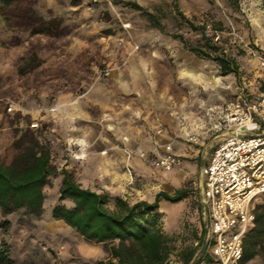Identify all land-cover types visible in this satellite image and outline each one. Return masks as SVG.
<instances>
[{
  "label": "rangeland",
  "instance_id": "rangeland-1",
  "mask_svg": "<svg viewBox=\"0 0 264 264\" xmlns=\"http://www.w3.org/2000/svg\"><path fill=\"white\" fill-rule=\"evenodd\" d=\"M24 1L57 28L52 35L32 34L8 27L0 14V138L13 136V129L19 134L31 129L48 143L53 166L70 171L81 186L96 188L98 179L83 165L95 151L115 145L122 152L125 146L149 152L153 140L180 141L184 153L179 166L155 169L142 158L145 164H135L138 175L132 169L130 183L141 192L158 188V182L169 194L187 190L180 205L159 209L161 227L176 248L169 264H180L177 252L197 244L203 226L198 184L200 162L211 150L206 108L252 98L264 84V0H131L153 13L164 32L140 11L111 0ZM174 5L186 20L205 27L204 36L212 38L217 53L237 62V76L221 74L215 61L196 56L173 37L182 35L189 45L212 53L201 30L188 27ZM31 52L40 65L18 74L20 59ZM192 134L196 141L189 139ZM60 181L61 175L50 176L43 187L40 216L23 210L7 216L12 264H109L102 244L84 241L51 217ZM136 197L128 200H146V195Z\"/></svg>",
  "mask_w": 264,
  "mask_h": 264
},
{
  "label": "trees",
  "instance_id": "trees-1",
  "mask_svg": "<svg viewBox=\"0 0 264 264\" xmlns=\"http://www.w3.org/2000/svg\"><path fill=\"white\" fill-rule=\"evenodd\" d=\"M114 5H125L140 11L150 25L164 32V28L153 13L148 12L135 1L111 0ZM20 4H24L21 8ZM179 17L191 29L202 32V41L212 49V53L189 45L182 35H175L185 48L196 56L212 59L221 74L238 75L237 62L224 54L217 53L218 47L212 38L205 37V27L196 26L186 20L178 11ZM0 14L6 25L29 31L32 34L52 35L56 24L43 19L24 0H0ZM215 25V28H214ZM219 23H213V30ZM37 54L31 52L22 57L17 66L18 74L34 71L40 65ZM1 124V122H0ZM264 128V123L261 124ZM13 129V136L0 138V264H12L11 247L6 238L10 229L8 215L23 210L40 216L43 212L44 192L50 176L61 175L57 203L51 208L54 220H61L75 230L86 242L102 244L108 251L109 264H169L170 256L176 251L173 238L168 236L160 224L159 201L177 203L187 197L185 188L174 190L173 194L159 191L152 202L137 200L130 202L121 196H111L106 191H93L81 186L72 173L64 168L58 170L51 163L50 147L43 143L31 129ZM72 205L66 206L63 201ZM206 228L202 226L197 244L186 246L177 252L180 264L209 263L213 259L206 252L204 241ZM257 259L264 264V203L254 207L253 227L243 241V254L240 264ZM97 264H104L102 260Z\"/></svg>",
  "mask_w": 264,
  "mask_h": 264
},
{
  "label": "built area",
  "instance_id": "built-area-1",
  "mask_svg": "<svg viewBox=\"0 0 264 264\" xmlns=\"http://www.w3.org/2000/svg\"><path fill=\"white\" fill-rule=\"evenodd\" d=\"M264 69V58H260ZM12 107H8V111ZM206 132L221 135L207 162L199 169V202L206 225V252L214 264H240L243 241L253 227L254 207L264 195V84L252 98L238 97L217 108H206ZM157 133H162L159 128ZM196 141V134L189 136ZM127 138H124L126 141ZM128 182L134 181V153L160 170L178 166L182 157L171 142L153 140L149 152L124 147Z\"/></svg>",
  "mask_w": 264,
  "mask_h": 264
},
{
  "label": "crops",
  "instance_id": "crops-1",
  "mask_svg": "<svg viewBox=\"0 0 264 264\" xmlns=\"http://www.w3.org/2000/svg\"><path fill=\"white\" fill-rule=\"evenodd\" d=\"M207 134H209V137H210L207 145L209 147H211V150H210L209 156L206 158V161L204 163L200 162V167L202 165H204L207 162L208 158L210 157V155H211V153L215 147L214 143H217V142L219 143V141L222 138L221 135L216 134L215 132H209ZM165 135H167L166 132H165ZM165 142H171L172 146H173L174 153L183 157V153H184L183 145L180 141L174 140V142H173V141L169 140V141H165ZM148 147H149V149L151 148V143L148 144ZM101 151H102V153L97 154V155H95V153H96V151H95L91 156H88L89 157L88 162L83 163L85 171L89 172L90 175L92 177H94L95 179H98L97 183H99L100 187L99 188H96L94 186H84V187L89 188L93 191H97V192L106 191L112 195L121 196L127 200L130 199L132 196L136 197L137 195L142 194V195H146V200L149 202L153 201L155 195L159 191H165L166 192L165 186H162V185H165L164 182L156 183L158 185V188H154V190H151V189L148 190L147 189L146 192H141V190H138L137 188H135L134 186H132V184H130L128 182V175L123 169L125 163L127 162L125 153L122 152L120 149H117L115 147V145H110L108 147H105ZM205 153H207V152H205ZM144 160H147V159H144ZM130 164L132 166L134 175L137 176L138 175L137 170H134L135 164H138L141 166L142 164L144 165L145 163H144L142 158H139L138 156L133 155L131 160H130ZM200 167H199V169H200ZM78 182L81 183V181H78ZM201 188H202V186H201V180H200V176H199L198 198H199ZM262 196H264V195H262ZM180 203H182V201H179V202L174 203V204L180 205ZM166 204H168V202H166L164 200H160L158 203L159 209H163V207L166 206ZM199 214H201L200 202H199ZM201 218H202L203 226L206 228L203 217L201 216ZM201 229H202V227H201ZM253 261L257 262V259H255Z\"/></svg>",
  "mask_w": 264,
  "mask_h": 264
}]
</instances>
